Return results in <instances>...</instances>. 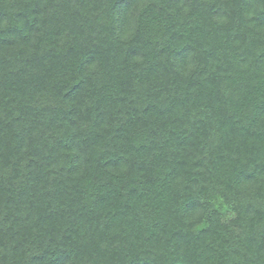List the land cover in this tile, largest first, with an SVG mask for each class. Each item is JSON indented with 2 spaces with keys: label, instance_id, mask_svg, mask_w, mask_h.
<instances>
[{
  "label": "trees",
  "instance_id": "trees-1",
  "mask_svg": "<svg viewBox=\"0 0 264 264\" xmlns=\"http://www.w3.org/2000/svg\"><path fill=\"white\" fill-rule=\"evenodd\" d=\"M0 264H264V0H0Z\"/></svg>",
  "mask_w": 264,
  "mask_h": 264
},
{
  "label": "rangeland",
  "instance_id": "rangeland-1",
  "mask_svg": "<svg viewBox=\"0 0 264 264\" xmlns=\"http://www.w3.org/2000/svg\"><path fill=\"white\" fill-rule=\"evenodd\" d=\"M231 216H233V214H231V213H228V214H227V218H229V217H231Z\"/></svg>",
  "mask_w": 264,
  "mask_h": 264
}]
</instances>
